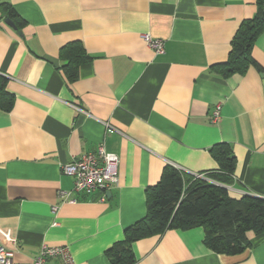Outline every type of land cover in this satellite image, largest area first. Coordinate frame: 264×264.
I'll return each instance as SVG.
<instances>
[{
	"label": "crops",
	"instance_id": "obj_1",
	"mask_svg": "<svg viewBox=\"0 0 264 264\" xmlns=\"http://www.w3.org/2000/svg\"><path fill=\"white\" fill-rule=\"evenodd\" d=\"M257 11L256 0H0V83L11 95L0 107V243L15 262L32 264L45 244L68 247L75 264H122L109 250L146 214V188L166 165L216 169L218 143L235 159L228 194L264 199V29L243 73L212 68ZM75 42L89 59L71 80L60 52ZM99 145L118 155V182L103 197L72 192L62 166ZM246 236L227 254L201 226L168 228L135 240L131 264H264V231Z\"/></svg>",
	"mask_w": 264,
	"mask_h": 264
},
{
	"label": "trees",
	"instance_id": "obj_2",
	"mask_svg": "<svg viewBox=\"0 0 264 264\" xmlns=\"http://www.w3.org/2000/svg\"><path fill=\"white\" fill-rule=\"evenodd\" d=\"M257 14L237 30L231 53L226 61L212 65L222 74L243 73L253 63L250 48L255 37L264 29V0H256ZM12 15V10H9ZM63 66L72 80L78 66L89 59L80 43L62 47ZM11 95L0 83V107L8 108ZM218 167L195 177L166 165L159 181L146 188V214L125 229L124 239L109 250L113 263L134 261L132 243L168 228L201 226L203 242L218 253L235 254L248 245L247 231H264V199L251 195L231 197L222 184H228L234 170V155L227 144L218 143L210 149Z\"/></svg>",
	"mask_w": 264,
	"mask_h": 264
},
{
	"label": "built area",
	"instance_id": "obj_3",
	"mask_svg": "<svg viewBox=\"0 0 264 264\" xmlns=\"http://www.w3.org/2000/svg\"><path fill=\"white\" fill-rule=\"evenodd\" d=\"M145 43L156 53L164 52L163 41L152 38L148 33L142 35ZM220 106L217 105L211 114V121H216L219 117ZM107 125L108 131H113V127ZM119 157L117 154L108 152L103 145H99L92 153L82 154L79 158L72 160L62 166V172L73 178L72 192H92L99 190L104 196V192L110 186L118 182ZM179 169L178 167H176ZM195 177L205 178L202 173H192ZM71 191H59L62 200H74L69 195ZM53 210L56 209L54 206ZM59 258L62 264H75L72 255L66 246H48L43 244L38 255L33 259L32 264H47L50 258ZM0 264H19L12 259V253L2 243H0Z\"/></svg>",
	"mask_w": 264,
	"mask_h": 264
},
{
	"label": "water",
	"instance_id": "obj_4",
	"mask_svg": "<svg viewBox=\"0 0 264 264\" xmlns=\"http://www.w3.org/2000/svg\"><path fill=\"white\" fill-rule=\"evenodd\" d=\"M5 21H6L8 24L12 25L11 21H10L8 18H6Z\"/></svg>",
	"mask_w": 264,
	"mask_h": 264
}]
</instances>
